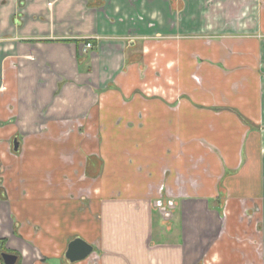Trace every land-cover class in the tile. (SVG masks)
Listing matches in <instances>:
<instances>
[{
  "label": "crops",
  "instance_id": "1",
  "mask_svg": "<svg viewBox=\"0 0 264 264\" xmlns=\"http://www.w3.org/2000/svg\"><path fill=\"white\" fill-rule=\"evenodd\" d=\"M2 254L264 264V0H0Z\"/></svg>",
  "mask_w": 264,
  "mask_h": 264
},
{
  "label": "rangeland",
  "instance_id": "2",
  "mask_svg": "<svg viewBox=\"0 0 264 264\" xmlns=\"http://www.w3.org/2000/svg\"><path fill=\"white\" fill-rule=\"evenodd\" d=\"M51 141V140H50ZM49 141V145L52 146V142ZM46 141H44L45 143ZM37 145L38 143L41 144L40 141H36ZM64 147V142H61L58 147V151L61 152ZM41 153L37 152L36 154L31 155L28 162H26L23 167H19L18 170V177L20 181H23L25 185H39L41 179L47 180L46 182L49 183V179H57L53 178L52 174H54V167H56V164L54 162L53 155H49L51 160L49 163H41L37 159L41 157ZM58 161V159H57Z\"/></svg>",
  "mask_w": 264,
  "mask_h": 264
},
{
  "label": "water",
  "instance_id": "3",
  "mask_svg": "<svg viewBox=\"0 0 264 264\" xmlns=\"http://www.w3.org/2000/svg\"><path fill=\"white\" fill-rule=\"evenodd\" d=\"M14 147H17L16 143H14ZM91 251V246H89L82 240L76 239L68 245L65 258L68 259L71 263L81 261L85 259L91 253ZM1 258L3 259L4 264H14V262L16 261L15 256L6 254H2Z\"/></svg>",
  "mask_w": 264,
  "mask_h": 264
},
{
  "label": "built area",
  "instance_id": "4",
  "mask_svg": "<svg viewBox=\"0 0 264 264\" xmlns=\"http://www.w3.org/2000/svg\"><path fill=\"white\" fill-rule=\"evenodd\" d=\"M90 48H91V44L90 43L85 44V49H90Z\"/></svg>",
  "mask_w": 264,
  "mask_h": 264
},
{
  "label": "flooded vegetation",
  "instance_id": "5",
  "mask_svg": "<svg viewBox=\"0 0 264 264\" xmlns=\"http://www.w3.org/2000/svg\"><path fill=\"white\" fill-rule=\"evenodd\" d=\"M7 254V253H6ZM11 256V255H10Z\"/></svg>",
  "mask_w": 264,
  "mask_h": 264
}]
</instances>
